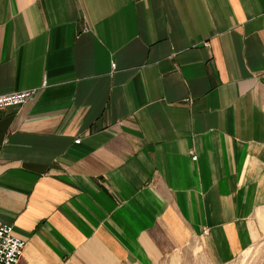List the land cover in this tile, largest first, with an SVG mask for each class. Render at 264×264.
I'll list each match as a JSON object with an SVG mask.
<instances>
[{
  "label": "crops",
  "instance_id": "0c3cea01",
  "mask_svg": "<svg viewBox=\"0 0 264 264\" xmlns=\"http://www.w3.org/2000/svg\"><path fill=\"white\" fill-rule=\"evenodd\" d=\"M30 88L0 110L15 264H225L263 234L264 0H0V94Z\"/></svg>",
  "mask_w": 264,
  "mask_h": 264
},
{
  "label": "built area",
  "instance_id": "2783aa9c",
  "mask_svg": "<svg viewBox=\"0 0 264 264\" xmlns=\"http://www.w3.org/2000/svg\"><path fill=\"white\" fill-rule=\"evenodd\" d=\"M37 89L30 88L0 94V110L18 107L33 100ZM24 245L25 240L14 234L12 226L0 220V264H15L22 253Z\"/></svg>",
  "mask_w": 264,
  "mask_h": 264
},
{
  "label": "rangeland",
  "instance_id": "374dc122",
  "mask_svg": "<svg viewBox=\"0 0 264 264\" xmlns=\"http://www.w3.org/2000/svg\"><path fill=\"white\" fill-rule=\"evenodd\" d=\"M263 234H261L248 248L243 250L234 259L225 264H264V219L261 220ZM179 264H211L201 254L194 251L189 253L186 260Z\"/></svg>",
  "mask_w": 264,
  "mask_h": 264
}]
</instances>
